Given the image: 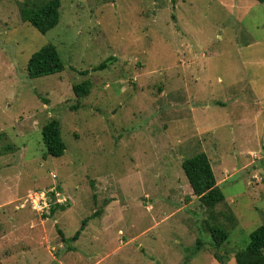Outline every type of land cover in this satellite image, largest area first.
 Masks as SVG:
<instances>
[{
	"label": "rangeland",
	"instance_id": "obj_1",
	"mask_svg": "<svg viewBox=\"0 0 264 264\" xmlns=\"http://www.w3.org/2000/svg\"><path fill=\"white\" fill-rule=\"evenodd\" d=\"M40 1L0 0V264H220L214 223L236 264L264 223V3L60 0L43 35L19 15ZM47 44L64 70L30 79L27 62ZM86 79L90 94L76 99L71 87ZM51 119L59 158H44ZM201 152L225 199L214 221L181 168ZM56 183L64 210L26 232L40 219L27 194ZM87 217L75 242L61 241Z\"/></svg>",
	"mask_w": 264,
	"mask_h": 264
},
{
	"label": "trees",
	"instance_id": "obj_2",
	"mask_svg": "<svg viewBox=\"0 0 264 264\" xmlns=\"http://www.w3.org/2000/svg\"><path fill=\"white\" fill-rule=\"evenodd\" d=\"M263 4L264 0H255ZM61 7L60 0H45L38 3H24L19 8V15L22 22L30 24L40 34H46L48 31L57 26L59 22V9ZM113 60L112 57L105 59L103 62L91 68L92 72L102 71L106 69L108 64ZM64 65L60 59L56 47L47 44L34 52L26 65L27 76L30 79L46 77L61 73ZM89 71H84L83 75H88ZM92 84L86 79L80 83L74 84L71 89L76 99H82L90 94ZM42 144L46 150L44 158L47 156L59 158L64 155L66 150L65 144L60 135L59 122L56 119L49 120L41 128ZM182 171L191 188L192 195L195 196L200 205L208 210L209 218L213 221L212 211L216 205L224 202V195L216 184V180L210 165L208 156L201 152L195 156L185 159L181 162ZM95 198V196H94ZM64 206H55L51 208L48 216L52 217L57 211H63ZM100 211H95L93 216H98ZM228 221L233 222L231 215L221 213ZM92 217V216H91ZM47 218V217H44ZM90 218L82 221L81 226L75 234L66 239L61 232H58L62 242H75L81 232L84 230L86 223ZM208 233L212 240V257L220 264H226V254H221L220 248L228 240V231L226 227H222L216 223L208 226ZM201 247V243L197 240V249ZM236 264H264V223L254 229L249 235L247 246L237 252L234 256Z\"/></svg>",
	"mask_w": 264,
	"mask_h": 264
},
{
	"label": "built area",
	"instance_id": "obj_3",
	"mask_svg": "<svg viewBox=\"0 0 264 264\" xmlns=\"http://www.w3.org/2000/svg\"><path fill=\"white\" fill-rule=\"evenodd\" d=\"M51 179L55 180L56 175L50 174ZM69 198L60 191L58 184L48 186L40 191H33L27 194L25 204L41 219L44 220L50 213L51 208L61 206L68 202ZM24 205H22L23 207Z\"/></svg>",
	"mask_w": 264,
	"mask_h": 264
},
{
	"label": "crops",
	"instance_id": "obj_4",
	"mask_svg": "<svg viewBox=\"0 0 264 264\" xmlns=\"http://www.w3.org/2000/svg\"><path fill=\"white\" fill-rule=\"evenodd\" d=\"M250 153H252V152H250ZM249 153V154H250ZM216 180V179H215ZM216 184L218 185L219 184V182H216ZM219 186V185H218ZM195 197V196H194ZM145 200V199H144ZM22 216V214H20V219L22 218L21 217ZM53 216H55V214L53 215ZM52 216V217H53ZM169 217L170 216H165V217H162V219H161V221L162 220H167V219H169ZM45 222H46V219H44V220H41V219H39V221L38 222H31L30 224H29V226H28V230H26V232L27 231H29V232H32L33 231V229L35 228V227H40V228H43L44 229V227H45ZM160 222V221H159ZM42 229V230H43ZM42 232H44V231H42Z\"/></svg>",
	"mask_w": 264,
	"mask_h": 264
}]
</instances>
